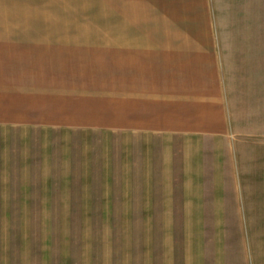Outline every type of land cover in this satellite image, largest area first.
<instances>
[{"label":"crops","instance_id":"0c3cea01","mask_svg":"<svg viewBox=\"0 0 264 264\" xmlns=\"http://www.w3.org/2000/svg\"><path fill=\"white\" fill-rule=\"evenodd\" d=\"M60 4L0 21L120 27L0 28V212L151 219L9 224L18 264H264V28L219 23L264 0Z\"/></svg>","mask_w":264,"mask_h":264},{"label":"rangeland","instance_id":"374dc122","mask_svg":"<svg viewBox=\"0 0 264 264\" xmlns=\"http://www.w3.org/2000/svg\"><path fill=\"white\" fill-rule=\"evenodd\" d=\"M67 0H50L51 8L60 9L63 3ZM54 3V4H53ZM56 4V5H55ZM53 6V7H52ZM44 9V7L42 8ZM41 12H45L42 10ZM71 16V15H65ZM121 22H107L105 20H79V19H59V20H36V19H22L0 21V28H15V29H104V28H118ZM128 23V22H127ZM220 27H241V28H264V22H219ZM145 24V23H143ZM139 27H146L140 24ZM9 182H0V201H5L8 193L18 191L8 187ZM25 190L23 188L19 189ZM6 208V207H0ZM135 220V219H151V216L146 214L136 213H103V212H0V264H18L23 256L20 257L16 253H11L9 249L19 244L27 242L21 237L13 238L4 229L9 224H18L25 222H72V221H104V220ZM30 243V240L28 241ZM98 243V242H97ZM30 257V255H28ZM30 259V258H29ZM69 261V260H68ZM67 261V262H68ZM80 262V259L78 260ZM40 261H35L36 264ZM44 262V260H43ZM70 262V261H69ZM23 263V262H21ZM91 264H98L97 258Z\"/></svg>","mask_w":264,"mask_h":264}]
</instances>
